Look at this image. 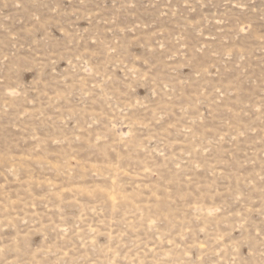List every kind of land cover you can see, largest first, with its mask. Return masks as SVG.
<instances>
[{
	"label": "rangeland",
	"instance_id": "374dc122",
	"mask_svg": "<svg viewBox=\"0 0 264 264\" xmlns=\"http://www.w3.org/2000/svg\"><path fill=\"white\" fill-rule=\"evenodd\" d=\"M0 264H264V0H0Z\"/></svg>",
	"mask_w": 264,
	"mask_h": 264
}]
</instances>
